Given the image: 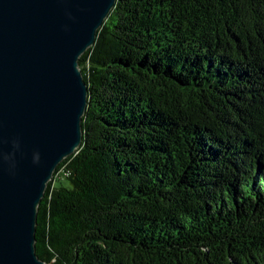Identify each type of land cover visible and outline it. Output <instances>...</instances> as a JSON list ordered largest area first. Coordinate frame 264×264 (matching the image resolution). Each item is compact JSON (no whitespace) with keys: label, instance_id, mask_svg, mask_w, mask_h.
<instances>
[{"label":"trees","instance_id":"16d2710c","mask_svg":"<svg viewBox=\"0 0 264 264\" xmlns=\"http://www.w3.org/2000/svg\"><path fill=\"white\" fill-rule=\"evenodd\" d=\"M79 67L39 259L264 264V0H116Z\"/></svg>","mask_w":264,"mask_h":264},{"label":"water","instance_id":"95a60500","mask_svg":"<svg viewBox=\"0 0 264 264\" xmlns=\"http://www.w3.org/2000/svg\"><path fill=\"white\" fill-rule=\"evenodd\" d=\"M116 0H0V264L36 255L37 209L83 139L79 57Z\"/></svg>","mask_w":264,"mask_h":264}]
</instances>
